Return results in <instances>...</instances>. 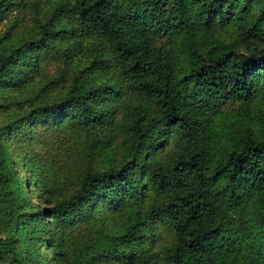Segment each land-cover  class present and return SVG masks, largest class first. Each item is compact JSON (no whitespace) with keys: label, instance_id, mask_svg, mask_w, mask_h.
<instances>
[{"label":"trees","instance_id":"trees-1","mask_svg":"<svg viewBox=\"0 0 264 264\" xmlns=\"http://www.w3.org/2000/svg\"><path fill=\"white\" fill-rule=\"evenodd\" d=\"M0 262L264 264V0H0Z\"/></svg>","mask_w":264,"mask_h":264},{"label":"rangeland","instance_id":"rangeland-1","mask_svg":"<svg viewBox=\"0 0 264 264\" xmlns=\"http://www.w3.org/2000/svg\"><path fill=\"white\" fill-rule=\"evenodd\" d=\"M0 264H6V263H4V262H0Z\"/></svg>","mask_w":264,"mask_h":264}]
</instances>
